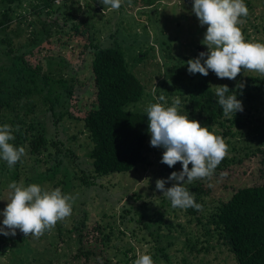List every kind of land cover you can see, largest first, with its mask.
Instances as JSON below:
<instances>
[{"label":"trees","instance_id":"obj_1","mask_svg":"<svg viewBox=\"0 0 264 264\" xmlns=\"http://www.w3.org/2000/svg\"><path fill=\"white\" fill-rule=\"evenodd\" d=\"M24 1L0 0L1 44L5 46V50L0 54V124H8L12 127L15 140L11 143L16 147L23 146L26 155L31 159L40 158L37 162L44 158L53 162L43 175L45 181L58 178L62 180L61 183L71 186L72 178L67 170L68 167H64V157H71L73 152L67 149L58 137L50 136L44 123L39 120L38 101L34 95L40 94L39 97L44 98L48 110L53 112L55 125L61 122L65 115L83 122L85 132L92 142V150L89 154L90 174L89 171H81V177L74 173L75 179L82 185L95 186L99 179L129 173L146 163L154 150L150 145L151 136L148 132L146 111H131L129 107L139 103L147 90L128 61V50L131 47H125L118 41L110 46H103L97 41L90 12L81 7L80 0H39L40 4H35L32 12L41 19L40 28L32 30L31 38L20 47H16L9 32L14 22L21 24L23 16H14V14ZM145 1L153 5L158 0ZM244 2L248 6L249 1L244 0ZM84 6L87 9L91 7L87 1ZM81 13H89V15L84 18L81 17ZM51 15L56 19L48 23V17ZM42 16L47 18L42 19ZM29 26H34L33 22L28 23ZM242 31L244 33L245 29L242 28ZM56 35H58L57 41L65 46L69 44L63 39L66 36L72 40L79 37L87 41L84 50H87L92 57L94 99L90 109L82 118L75 117L69 111L71 98L75 93L73 84L77 83L78 79L67 80L61 76L57 79L53 78L50 73H44L41 66L31 60V57L39 53L44 42L51 41ZM166 43L160 42L162 46ZM138 52L131 59L135 64L144 61L150 54L149 50L144 51L142 48ZM210 74L211 72L208 76H203L197 73L196 76H192L189 73L175 72V79L172 80L174 84L170 85L169 80L166 79L157 90L158 98L160 96L166 98L159 103L171 106L173 98L178 97L181 100L180 114L198 120L202 126L209 127L212 132L215 129L218 136L221 133L220 136L231 149L221 165L215 169L214 175L224 177L225 175L222 174L224 168L240 165L246 158L261 157L263 183L239 187L231 194L228 192V196L225 195L224 199H218L210 205L212 188L206 186L207 179H197L186 187L195 194L196 202L202 205L201 210L189 208L184 211L180 209V212L182 214L183 211L189 223L196 222V225L202 228L203 235L209 237V240L218 237L219 242L222 241L234 256L236 264H264V118L259 119L262 123L261 127L253 126L257 123L254 120L256 113L264 108V75L244 73L236 78L237 81L227 80L222 84L229 87L231 92L228 94L237 95L243 103L244 110L228 118L223 115V110L217 102L215 90L211 87L216 84ZM239 83L244 84L242 89L237 88ZM40 84L47 89L46 93H42ZM154 102L158 103L156 100ZM57 107L64 108L59 115L56 114ZM245 124H249L247 130L244 129ZM250 137L256 142L246 145L242 152L235 140ZM25 157L22 158V162L16 164L15 180L20 178ZM180 165L181 163H177L172 168L168 167V177L174 171L179 172ZM61 173H63L62 177ZM224 188L225 191L229 189L227 185H224ZM159 200L161 202L157 204L158 209L150 213L151 217L142 210H123L120 224L128 229L132 221L138 223L133 226L131 232L135 233L137 228L146 229L148 235H152L159 244L158 254L154 256V260L159 262L162 257L167 264H177L167 254L163 242H167L168 246L174 244L172 239L177 240V237L171 232L176 228L187 237L189 232L185 231L186 228L181 223L168 220L167 203L171 205L170 201L165 197ZM139 224L142 225L140 229ZM115 226L121 228L115 220H108L104 224L97 222L93 228L97 233V239L91 241L87 238L85 242L83 229H86V221L74 225V230L79 231L80 245L68 264H114L112 256H109L108 243L116 236ZM57 230L60 237L63 236L64 231L71 232L65 229L61 222L57 223ZM27 246L26 244L24 248ZM27 248L30 249V245ZM190 250L193 253L194 251L201 253L206 248L198 249L197 245H191ZM114 257H117V253ZM34 260L38 258L34 257ZM53 263H59V259L54 255L47 264Z\"/></svg>","mask_w":264,"mask_h":264},{"label":"rangeland","instance_id":"obj_2","mask_svg":"<svg viewBox=\"0 0 264 264\" xmlns=\"http://www.w3.org/2000/svg\"><path fill=\"white\" fill-rule=\"evenodd\" d=\"M86 1L91 6L89 9L84 6ZM247 1H249L247 6L249 15L246 18V24L243 26L246 42L264 43V0ZM193 3L194 0H158L150 5L145 0H131V5H129L127 0H124L119 10H108L100 3V0H80L81 7L90 12L97 41H100L103 46H110L118 41L125 47H131L128 50V61L132 70L146 86L147 91L144 98L139 103L129 107V110L145 111L150 103H155L154 100L159 103L160 100L156 92L162 82L167 79L170 85H173L172 80L175 79V72L189 73L186 64L188 58H198L202 50V52L208 51L207 47L201 43L207 26L202 27L200 25L198 18L192 11ZM35 4L39 5V0H25L16 9L14 16H23L21 24L14 22L9 32L16 47H20L21 44L31 38L32 30H39L40 28L41 19L32 12V7ZM80 15L87 18L89 13H81ZM46 18V16H42V19ZM48 18V23L56 19L52 15ZM30 22H33L34 26L28 27ZM59 22L62 23L60 20ZM16 32L20 34L16 35ZM1 37L0 34V54L5 50V46L1 44ZM53 38L55 39L52 40ZM53 38L51 41L44 42L39 53L31 57V60L34 64L40 65L44 73H50L53 78L57 79L61 76L67 80L78 79V82L73 84L75 93L71 98L69 111L75 117L82 118L90 109L94 99L92 57L87 50H84V44L87 41L79 37L72 40L66 36L63 39L67 40L69 44L65 46L57 41L58 35ZM160 42L167 43L162 46ZM141 48L144 51L149 50L150 54L144 61L135 64L131 59L139 53L138 51H141ZM210 72V76L213 77L216 85L225 84L227 80H230L227 78L219 79L214 72L211 70ZM244 73L261 75L254 71L241 72V74ZM191 75L196 76V74ZM39 86L42 87V93H46L47 89L43 84ZM39 95H34L38 101L37 115L39 120L44 123L50 136L58 137L65 147L73 152L71 157H64V167H68L67 170L72 178V183L69 187L61 183L62 180L58 178L57 180L45 181L43 175L53 162L45 158L37 162L40 158L31 159L28 155H26L20 170L19 180H15L17 165L9 169L7 162L0 159V213L6 208L10 200L8 185L13 181L17 183L23 181L25 186L38 184L50 189L60 188L65 194L75 197L72 215L61 222L64 228L71 232L64 231L63 236L60 237L56 225L53 230L45 232L39 238L31 235L26 237L19 230L15 236L0 234V264H47L53 255L59 259L58 264H68V261L72 260V257L77 253L80 245L79 231L74 230V225H79L84 220L86 221V229H83L85 242L88 240L87 238L91 241L97 239V233L93 231L97 222L104 224L108 220L117 221L121 228L115 226L116 236L112 237L111 242L108 243L109 256H112L114 264H133L138 251L141 254L151 255L154 260V256L158 254L159 245L154 237L148 235L146 229H140L141 224L138 226L140 230L137 228V231L132 233L131 229L138 223L132 221L129 228L125 229L120 222L122 211L125 209L142 210L149 217H151L152 211L158 209L159 202H161L159 198H163V192L157 190L156 180H167L169 173V166L161 163L165 150L153 147L154 150L150 159L135 170L104 177L92 187L84 186L74 177V173L82 177L81 171H89L91 167L89 154L92 150V142L88 133L85 132L83 122L65 115L63 120L55 125L53 112L48 110L44 98L39 97ZM63 109V107H57L56 114H61L60 111ZM243 116L245 117V115ZM256 118L254 117V120L257 123L253 126L261 127L262 123L259 119L264 118V108L256 113ZM3 125L0 124V126ZM248 128L249 124H245L244 129L247 130ZM213 132L218 135L215 129ZM253 140L251 137L237 138L235 142L243 152L246 145L256 142ZM191 167L189 165V168ZM178 169L182 171V164ZM224 169L225 171L222 173L225 175L224 177L220 178L213 175L211 179H207L206 186L212 188V195L209 198L210 205H213L218 199H224L225 195L228 196V192L231 194L239 187L263 183L261 157L246 158L242 164L232 165ZM62 175L63 173L60 174L61 177ZM173 183L175 181H169L165 187L170 188ZM224 185L229 187L228 191H225ZM167 205L168 220L181 223L185 226V231L189 232L187 237L182 234L179 228H176L171 232L174 237H177V240L172 239L174 244L168 246L167 242H163V247L166 248L167 254L174 263L236 264L234 256L222 241L219 242L218 237L209 240V237L203 235L202 228L196 225V222H188L189 219L183 214L184 210L181 214L180 209L174 208V211L171 205L168 203ZM2 227L3 216L0 215V228ZM24 239L28 240L25 241ZM26 244L30 245L31 250L27 248L28 246L24 248ZM188 245L189 247H187ZM191 245H197L198 249L206 248V250L201 253L195 251L193 253L190 250ZM116 253L121 261L114 257ZM34 257H37L38 260H34ZM154 262L155 264H167V261L162 257L159 262L155 260Z\"/></svg>","mask_w":264,"mask_h":264},{"label":"clouds","instance_id":"obj_3","mask_svg":"<svg viewBox=\"0 0 264 264\" xmlns=\"http://www.w3.org/2000/svg\"><path fill=\"white\" fill-rule=\"evenodd\" d=\"M127 2L131 5V0ZM100 3L108 10H119L124 0H100ZM192 11L200 25L207 26L201 43L208 51L186 62L190 74L208 76L211 70L219 79L230 80H236L242 71L264 75V43L246 42L242 31L249 15L244 0H194ZM211 87L225 117L231 118L244 110L237 95L228 94L231 91L227 85ZM243 87V83L237 84V88ZM159 100L164 101L165 97L160 96ZM180 105V98L175 97L171 106L150 103L145 109L150 145L165 150L161 163L170 168L177 163L182 164V171L172 172L167 180L157 179L156 188L163 192V197L170 201L172 208L200 211L202 205L196 202L195 194L186 185L197 179H211L217 166L228 156L229 146L222 136L210 131L209 127L180 114ZM14 140L12 127L8 124L0 126V159L7 162L9 169L26 156L23 146L16 147L11 143ZM189 165L192 167L189 168ZM169 181L175 183L166 188ZM8 188L10 200L0 213L3 216L0 234L4 236H15L19 230L26 237L39 238L72 215L75 197L65 194L60 188L50 189L38 184L25 186L23 181H13ZM133 264L155 262L151 255L138 251Z\"/></svg>","mask_w":264,"mask_h":264},{"label":"water","instance_id":"obj_4","mask_svg":"<svg viewBox=\"0 0 264 264\" xmlns=\"http://www.w3.org/2000/svg\"><path fill=\"white\" fill-rule=\"evenodd\" d=\"M203 51V50H202Z\"/></svg>","mask_w":264,"mask_h":264}]
</instances>
